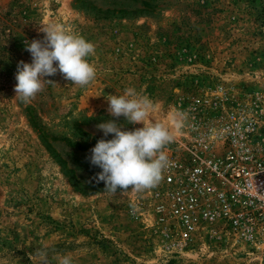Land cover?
I'll return each instance as SVG.
<instances>
[{
  "label": "rangeland",
  "instance_id": "rangeland-1",
  "mask_svg": "<svg viewBox=\"0 0 264 264\" xmlns=\"http://www.w3.org/2000/svg\"><path fill=\"white\" fill-rule=\"evenodd\" d=\"M49 23L95 46L96 78L81 87L58 72L25 104L15 97L17 63L31 62L25 42ZM218 84L264 93V0H0V264H40V251L51 264L64 255L72 264L264 262L218 246L170 251L142 217L148 190L113 195L86 159L113 138L96 127L115 119L109 95L131 87L148 96L144 123L173 135L188 99Z\"/></svg>",
  "mask_w": 264,
  "mask_h": 264
},
{
  "label": "built area",
  "instance_id": "built-area-1",
  "mask_svg": "<svg viewBox=\"0 0 264 264\" xmlns=\"http://www.w3.org/2000/svg\"><path fill=\"white\" fill-rule=\"evenodd\" d=\"M180 113L185 126L172 124L170 165L142 217L174 253L218 246L264 256V93L218 84Z\"/></svg>",
  "mask_w": 264,
  "mask_h": 264
},
{
  "label": "clouds",
  "instance_id": "clouds-1",
  "mask_svg": "<svg viewBox=\"0 0 264 264\" xmlns=\"http://www.w3.org/2000/svg\"><path fill=\"white\" fill-rule=\"evenodd\" d=\"M40 31L44 33L42 39L25 42L31 62L21 60L17 63L15 97L25 104L43 90L44 82H53L46 77H53L58 72L65 80L81 87L89 86L96 78V69L87 60L95 50L91 42L60 24L49 23ZM107 101V111L115 119L99 123L96 127L104 137L114 135L111 139L97 140L86 157L92 166L101 169L94 179L102 181L105 190L113 195L118 188L127 191L131 186L136 192L155 188L163 178L164 169L170 165L164 148L173 142V135L162 123H144L153 102L148 96L139 95L134 88H127L123 95H109ZM121 116L127 123H142L143 126L123 130V126L115 122ZM178 117L174 126L179 130L185 126L186 114L179 113ZM37 255L40 264H51L46 251ZM59 264H72V259L64 255Z\"/></svg>",
  "mask_w": 264,
  "mask_h": 264
}]
</instances>
